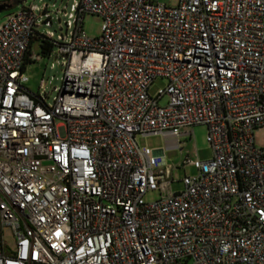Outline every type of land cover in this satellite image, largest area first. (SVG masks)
<instances>
[{
  "label": "built area",
  "instance_id": "1",
  "mask_svg": "<svg viewBox=\"0 0 264 264\" xmlns=\"http://www.w3.org/2000/svg\"><path fill=\"white\" fill-rule=\"evenodd\" d=\"M25 2L0 25V264H264V0H80L58 40ZM37 33L66 60L52 105L26 86ZM198 125L205 161L137 143Z\"/></svg>",
  "mask_w": 264,
  "mask_h": 264
},
{
  "label": "rangeland",
  "instance_id": "2",
  "mask_svg": "<svg viewBox=\"0 0 264 264\" xmlns=\"http://www.w3.org/2000/svg\"><path fill=\"white\" fill-rule=\"evenodd\" d=\"M8 0H0V4ZM80 0H26L25 5H36L43 9L48 6L46 13L52 21V26L42 24L40 32L43 34L53 33L54 38L58 40L64 36L71 38L73 28L68 29L67 22L70 20L69 15L73 13V5ZM169 6H176L178 0H155ZM15 2V1H14ZM20 4L13 5V8L4 12H0V25L6 20L7 15L20 9ZM46 19V18H44ZM103 19L98 15L88 14L85 16L83 29L85 33L92 37L98 38L102 35ZM33 52L41 55L42 59L37 60L27 66L26 75L29 78L26 86L33 94H40L44 97L48 105L55 102L59 94V89L64 83L65 74V58L58 56V50L55 48L53 53L44 57L40 50V41H36L33 46ZM165 80H157L150 89L152 95H157L158 91L166 87ZM167 100H162V104H166ZM192 138L183 137L182 149L166 150L167 142L162 135L138 136L137 143L141 148H150L152 150L165 149L166 166L182 165L184 160L195 162L197 160L205 161L212 155V149L207 140L208 130L204 125H198L193 128ZM255 141L258 147H264V128L255 132ZM198 174V169L193 164L186 167L173 170V183L171 188L173 191H181L184 188L183 179L185 176H194ZM160 198L159 192H151L146 196V200L155 201ZM7 242H13V237L8 234Z\"/></svg>",
  "mask_w": 264,
  "mask_h": 264
},
{
  "label": "trees",
  "instance_id": "3",
  "mask_svg": "<svg viewBox=\"0 0 264 264\" xmlns=\"http://www.w3.org/2000/svg\"><path fill=\"white\" fill-rule=\"evenodd\" d=\"M5 2H9V3L15 5V4L22 3V0H8V1H4L3 3H5ZM36 41H40V50H41V54L44 57L49 56L53 52L55 45L52 42H50L43 34L37 33V35L35 37H33V40L31 41L29 53L33 49L34 43ZM31 63H33V62L28 61L27 65H29Z\"/></svg>",
  "mask_w": 264,
  "mask_h": 264
},
{
  "label": "water",
  "instance_id": "4",
  "mask_svg": "<svg viewBox=\"0 0 264 264\" xmlns=\"http://www.w3.org/2000/svg\"><path fill=\"white\" fill-rule=\"evenodd\" d=\"M13 8V4L5 2L0 4V12H4Z\"/></svg>",
  "mask_w": 264,
  "mask_h": 264
}]
</instances>
